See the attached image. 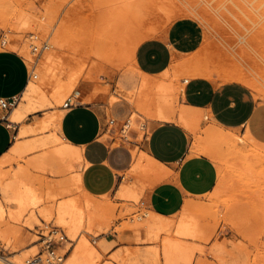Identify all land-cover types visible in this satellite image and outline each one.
Returning a JSON list of instances; mask_svg holds the SVG:
<instances>
[{
  "label": "rangeland",
  "instance_id": "obj_1",
  "mask_svg": "<svg viewBox=\"0 0 264 264\" xmlns=\"http://www.w3.org/2000/svg\"><path fill=\"white\" fill-rule=\"evenodd\" d=\"M134 1H136V5H139L140 8L144 9H141L142 11L140 10V14L142 15L141 22L143 18L147 17L144 19V22H142V24H144L142 25L143 30L145 28L146 31L147 27L149 29V27H151L150 25H154L152 27L155 30V35L164 31L171 22L169 14L167 15L170 11L169 5L172 4L174 5V9H178L180 6L181 8L182 6L185 8V6H188L189 4L191 6L194 5L193 7L196 11L199 10L198 12H188L181 15L197 19L202 25L204 35L202 43L198 49L192 54L186 55L180 59H187L194 56V54L198 58L195 56L193 57L195 63L192 67H190V69H179L177 66H173L174 68L171 67L172 69L170 68L168 75H165L167 78H164L165 81H168L169 83L171 82V84L175 86L177 85L176 88L178 89H176L173 95L175 96L173 100L176 98V102L175 100L173 101V105L176 106V108L181 106V103L178 101V92L182 85L181 80L194 77L190 73L192 70L195 71V75L197 76H204L217 81H225L226 79H229H225L228 71H232L234 74L237 71H242L248 78H250L249 80L254 82L256 85L257 92H259L257 93L256 91H253L255 95L264 99V86H262L264 85V0H259L260 2L258 0H164L163 2L162 0H158V2H156V0H154L155 2L152 0H140L141 2L139 0ZM134 1L7 0L5 2L4 0L3 3L0 1V48L17 50L26 58L30 69L29 81L31 79L35 81L36 86H38L37 89L39 90H37V93H45L44 95L51 100L52 92L57 87V83L61 85L63 84L67 91L69 84L67 82H70L71 80L69 77L72 78V75L74 73L76 74L78 71L74 80V89L69 88L68 92L64 91L67 94H63L64 96L62 95L59 101L55 102L52 98L54 104L52 102L51 105H45L43 108L27 115L21 123L12 126L13 134L15 136L16 133L25 125H28L29 127H36L41 121L46 120V125L44 127L40 129L36 128L34 131L26 133L21 137H13V142L21 143L26 151L23 150L24 152L21 151L23 153L20 154L15 153L11 157V162L9 161L2 164L0 167V173L5 175L7 181L12 179V175H14L18 169L25 167L26 164L30 163L29 161L40 158V156L46 155V153L47 155L51 153L54 146L50 144L39 145L34 148L31 147L32 149L29 147L32 143L34 144L36 140L38 141L39 139L47 138L52 135L54 131H56L57 123H54L52 119L57 115L64 113V101L68 97H75L76 91H80L82 98H92L87 103H103L107 105L117 99H128L129 101L132 97H135V95L137 96V94H140L136 88V82L138 78L141 77V74L134 67V61L126 59L122 63L123 65L119 64L118 61L116 64V60H110L106 57L107 54H109V49H107V46H104L110 41H113L109 39L111 33H117L119 24L122 25L121 22L123 23L122 17L120 18L118 17L119 15L116 14L117 21H114L116 20V18H113L115 16L114 12L116 13L117 10L122 9L124 6H127V4ZM159 1L162 2L163 6H166H164L165 8L162 10H166L168 8L169 11L166 10L167 13L162 11L160 8L158 9V7L161 6V2ZM144 2H147L150 6L148 7L147 3L145 4ZM149 3H154V6L152 5L153 7H151V4ZM176 5H179V7H176ZM163 6L161 8H163ZM126 8L127 7L124 9L126 10ZM149 8L154 10H150V13ZM18 9L30 11L31 13H35L38 17H42V21H44L45 26L47 25L48 27L46 26L42 28L37 25H32V27H30V25L29 29V27L21 25V23L19 24L18 21L15 22L12 16H14L13 12L16 13ZM145 10L147 11V14H145ZM204 13L206 14L204 15ZM151 14H153V17ZM162 14L163 16H166L162 17ZM9 15H11V18H9ZM202 15H204L207 19L205 20ZM51 16H53V18ZM50 17L51 19H49ZM102 18H105L106 20H103ZM164 19H166V23L162 21ZM49 20L50 22H48ZM113 26L115 28L114 31ZM57 31H59V35L54 33H57ZM262 31L263 33L260 35V32ZM105 32L106 34L104 35ZM30 33L36 41L38 50L33 51L30 47L31 45L27 43L31 37ZM62 38L63 42H60L62 41ZM3 39L8 40L6 46L2 42ZM55 40H58L60 47L58 44L55 48L48 46L42 47L45 43H52ZM259 43L260 45H258ZM11 44L24 45L28 55L30 54V57L27 56L25 52L13 48ZM104 47H106V49ZM28 51H30V53ZM100 51L102 54H100ZM48 53H50L51 59H53V56L56 54L54 58V69L59 67L58 69L60 70L58 71V69H55L57 73H54L57 75L52 74L49 76L51 78L44 77L42 75V72L44 71L43 69H45L44 60L48 56ZM103 56H105L104 58L106 60H103ZM60 65L65 67L61 68ZM41 67L43 69L40 72ZM58 72H60L59 75ZM228 73L231 75L230 72ZM257 73L259 74V77ZM33 74H36L37 76L34 77ZM240 74L242 75V73ZM54 75L60 78L57 82L55 81V78L57 77ZM52 76H54L53 80ZM76 77L78 79H76ZM93 89L94 92L98 89V92H95L96 95L94 93H90ZM39 94H37V96ZM92 95L95 96L93 97ZM37 96L35 95V97ZM23 99L22 94L18 95L10 108L3 109L4 115L9 114L15 107L20 105L24 101ZM74 102L77 103V101ZM149 119V115L141 112L139 115L135 116L131 122H128L126 119L119 122L117 126L118 133L115 137H113L115 142L112 143V145L124 143L126 150L129 153L130 163L126 169L119 172L118 184L112 192L101 195V197H93V200L96 202L98 201L101 206H106H102L100 209L101 218L98 219L99 222L97 221L89 232H85L86 238L88 239L89 244L91 243L90 246L95 252L93 264H163L161 257H155L156 249L160 248L159 241L151 240V238H149V236L145 233L144 228L142 227L143 225L136 224L140 223V221L142 223L145 222L153 212L147 208L145 201L147 193L149 189H151V187H148L153 185L154 178L145 175L143 172H140L141 170H136L132 166L135 164L137 157L143 152L138 143L141 142L144 135L148 131L147 120ZM106 123L109 127L111 126L109 118L106 120ZM210 126H214L213 122L204 118L197 127L196 137L199 138L202 135V130L204 131V129ZM224 130L229 131V129ZM229 132L232 131L230 130ZM233 133H236L239 141V147L244 151L242 152L245 153L247 151V157L245 156L246 160L244 159L246 162L243 163L245 165H242L243 167L239 166V168L236 166L232 167L227 163L214 161L218 169V179L214 189L206 195L196 197L194 199L190 198L191 200L189 198L185 199L186 202L188 201L187 199H189L191 203H188L191 205L193 204V207L196 208L195 210L191 208V212H194V214H198L199 212V214H201L199 217L200 220H202L201 223H207L206 227L204 224V228L206 229V233H209V237L206 241L196 242L206 254L202 253V256L201 253H197L191 264H264V156L262 155L264 154V148L257 147L259 149H255L256 144L253 141L250 142L247 135H244L239 131ZM133 134L134 136L136 135V138L132 137ZM104 136L107 139H110V135L108 133ZM194 136L191 134L192 143L196 138ZM57 145L59 146L61 144ZM250 156L252 157L250 158ZM52 160L49 163L51 166H48L49 168L45 170L35 169L33 166L28 169V172H30L34 182L36 181L33 185L37 186L36 190H38L42 197L39 205L34 208V210L27 209L22 211L18 219L9 218L8 215L6 217L4 212L0 215V231L1 233L6 231L5 234L0 233V257L9 258L17 264H25V260L29 256L36 253L38 249H40L41 245H43V235H47L50 229L57 228L61 230L64 235H66V239L59 245L60 248L58 249L59 253L64 255L61 264L69 263L77 241L73 240V238H70L68 235V227L58 221L57 207L61 202L66 200L74 201L75 199L74 202H76L78 201V198L84 197L82 191L78 189L79 187L76 188L77 186L72 182L71 178L75 172L81 170L82 163L78 159L77 161L74 160L73 169L68 170L64 169L65 165L62 166L63 164L61 165L60 163V161H62V163L66 164L68 159L59 160L58 158L54 161L55 158H53ZM254 160L255 162H253ZM56 162L60 163V167H62L61 169H64V171L60 170V172L57 170L59 167ZM257 166L258 168H261L260 171L262 172L259 170L257 171ZM26 167L28 168L31 166L27 165ZM134 170L136 172H133ZM120 184L123 186L127 185L130 188L132 187L131 189H135L137 198L127 200V198L123 199L118 196L117 190ZM101 201L105 203L102 204ZM0 208L5 209L8 212L17 210L15 204L10 199L6 198L1 191ZM180 214L181 211L177 213V215L175 214L169 217L175 221L178 219ZM209 215L211 217H209ZM135 226L137 227L135 228ZM140 226L142 229H140ZM173 228L174 224L168 234L169 237L176 239L177 236ZM141 233L143 234V237ZM137 235L138 238H136ZM144 236L146 237L144 238ZM159 236V238L162 239L161 237L164 235L161 234ZM216 245H220L221 247L225 246L226 250L224 249L225 251L223 252L224 254L222 253V257L221 253L216 250ZM213 246L216 247L214 251ZM203 260H205V262Z\"/></svg>",
  "mask_w": 264,
  "mask_h": 264
},
{
  "label": "bare ground",
  "instance_id": "obj_2",
  "mask_svg": "<svg viewBox=\"0 0 264 264\" xmlns=\"http://www.w3.org/2000/svg\"><path fill=\"white\" fill-rule=\"evenodd\" d=\"M2 1V3L4 2V0H0ZM7 0H5L6 2ZM99 1V0H98ZM112 1V0H111ZM118 1V0H117ZM134 1V0H133ZM140 1V0H139ZM143 1V0H142ZM151 1V0H150ZM154 1V0H152ZM164 0H162L163 2ZM170 1V0H168ZM259 1V0H258ZM257 1V2H258ZM103 2V1H102ZM107 2V1H105ZM125 2V1H124ZM127 2V0H126ZM131 2L129 4H127V6H124L122 9L117 10L116 13L114 12V15H119L118 17H122V21L121 22L122 25L119 24L118 32L117 33H111L110 36V40H113L112 42L110 41L109 43L105 44L104 46H107V49H109V54H107V58L114 59L116 60V64L117 61L119 64L123 65L122 63L128 59V60H133V54H134V50L136 48V46L145 38L148 37H152L153 35H155L154 33V28L152 26L154 25H150L151 27L145 28L143 30V26L144 24H142V22H144V19L147 18H143L142 22H141V18L142 15L140 14V10L143 8H140L139 5H136L137 3ZM141 2V1H140ZM149 2V1H147ZM146 2V3H147ZM155 2V1H154ZM156 2H158V0H156ZM161 2V1H159ZM161 2V6L159 4L160 7H158V9L160 8L161 10L164 9L165 7L162 5ZM191 2V1H190ZM198 2V1H197ZM260 2V1H259ZM104 3V2H103ZM145 3V2H144ZM145 3V4H146ZM189 3V2H187ZM1 4V3H0ZM123 4V3H122ZM139 4V2H138ZM142 4V3H141ZM151 4V7H153L154 3H149ZM167 4V2H166ZM170 4V2H169ZM191 4V3H190ZM50 5V4H49ZM111 5V4H110ZM153 5V6H152ZM197 5V4H196ZM48 6V5H47ZM46 6V7H47ZM100 6V5H99ZM106 6V5H104ZM144 6V5H143ZM147 6L149 7L150 5ZM145 6V7H147ZM163 6V8H161ZM174 5H169V9H166L167 11H169V13H167L166 10H162L165 11V13H167V15L169 14L171 21L174 20L175 18L179 17V15H184L188 12H198L199 10H195V8L191 5L188 4V6H185V8L182 6L179 7V5H176V7L178 6V9H174L173 7ZM20 7V6H19ZM45 7V6H44ZM53 7V6H51ZM115 7V6H114ZM113 7V8H114ZM125 7L126 10L124 9ZM150 7V8H151ZM168 7V6H167ZM173 7V8H170ZM106 8V7H105ZM108 8V7H107ZM149 8V11L151 10ZM27 9V8H26ZM51 9V8H50ZM112 9V8H111ZM110 9V10H111ZM115 9V8H114ZM157 9V8H156ZM29 10V9H27ZM107 10V9H106ZM144 10V9H143ZM154 9H152L151 11H153ZM202 10V9H201ZM200 10V11H201ZM142 11V10H141ZM148 11V9H147ZM147 11L145 10V14H147ZM148 11V13H149ZM150 11V13H151ZM204 11V10H203ZM207 11V10H206ZM101 12V11H100ZM56 13V12H55ZM143 13V12H142ZM155 13V12H154ZM158 13V11H157ZM162 13V12H161ZM202 13V12H201ZM109 14V13H108ZM164 14V13H163ZM162 17L166 16L164 15ZM200 14V13H199ZM206 13H204L205 15ZM6 15V14H5ZM4 15V16H5ZM12 15V14H11ZM11 15H9L11 18ZM12 16L15 22H19V24L21 23V25L32 27V25L34 26H39V27H46L44 24V21H42V17H38L35 13H31L30 11H26L23 9H18L16 13L13 12ZM51 15V14H50ZM113 15V16H114ZM115 15V16H116ZM141 15V16H139ZM153 17V14H151ZM203 18L206 20L207 18L204 16ZM8 16V15H7ZM103 16V15H102ZM101 16V17H102ZM113 18H116L117 21V16ZM6 17V16H5ZM53 18V16H51ZM51 17L49 19H51ZM100 18V17H99ZM108 18V17H107ZM112 18V17H111ZM109 18V19H111ZM119 18V19H120ZM103 19V18H102ZM105 19V18H104ZM103 19V20H104ZM149 19V18H148ZM159 19V18H158ZM157 19V20H158ZM106 20V19H105ZM166 19L162 20L165 22ZM110 21V20H109ZM113 21V19H112ZM119 21V20H118ZM155 21V20H154ZM214 21V20H213ZM9 22V21H8ZM47 22V21H46ZM50 22V20L48 21ZM100 22V21H99ZM147 22V21H146ZM158 22V21H156ZM161 22V19H160ZM167 22V21H166ZM165 22V23H166ZM49 24V23H48ZM104 24V23H103ZM113 24V23H112ZM157 24V23H156ZM209 24V23H206ZM212 24V23H211ZM218 24V23H217ZM105 25V24H104ZM107 25V24H106ZM148 25V24H147ZM121 26V27H120ZM149 26V25H148ZM210 26V25H209ZM212 26V25H211ZM29 27V29H30ZM48 27V26H47ZM98 27V26H97ZM114 28V26H113ZM160 28V27H159ZM215 28V27H214ZM17 29V28H16ZM53 29V28H52ZM104 29V28H103ZM262 29V28H260ZM19 30V29H18ZM21 30V29H20ZM107 30V29H106ZM115 30V28L113 29V31ZM263 30V29H262ZM43 31V30H42ZM96 31V30H95ZM264 31V30H263ZM260 32V35L261 33ZM44 32V31H43ZM59 31L54 32L56 35L58 34ZM97 32V31H96ZM100 32V30H99ZM102 32V31H101ZM111 32V29H110ZM133 32V33H132ZM103 33V32H102ZM99 34V33H97ZM106 34V32L104 33V35ZM132 34V35H130ZM160 34V33H159ZM59 35V34H58ZM95 35V34H93ZM92 35V36H93ZM110 35V33H109ZM257 35V34H256ZM30 38H29V42H27L29 45H31L30 47L32 48L33 46L35 47V50H38V46L36 45V41L35 39H33L31 33H30ZM103 36V35H102ZM206 36V35H205ZM263 36V35H262ZM51 37V36H50ZM60 37V36H59ZM96 37V36H95ZM106 37V36H105ZM253 37V36H252ZM251 37V38H252ZM259 37V36H258ZM35 38V37H34ZM97 38V37H96ZM255 38V37H254ZM262 38V37H261ZM57 39V38H56ZM61 39V37H60ZM95 39V38H93ZM263 39V38H262ZM59 40V39H58ZM58 40L55 42H48L45 43V47H52L55 48L58 44ZM254 40V39H253ZM10 41V40H9ZM94 41V40H93ZM5 46L8 43L7 39H3L2 41ZM47 42V41H46ZM63 42V38L62 41ZM95 42V41H94ZM104 42V41H103ZM2 43V44H3ZM10 43V42H9ZM12 43V42H11ZM116 43V44H115ZM249 43V42H248ZM63 44V43H62ZM255 44V43H254ZM264 44V43H263ZM60 47V44H58ZM257 45V44H256ZM260 45V43L258 44ZM11 46L13 48L19 49L22 52H25L27 54V56L30 57V54L28 55L27 51H26V47L24 45H18V44H11ZM253 46V44H252ZM94 47V45H93ZM255 47V46H254ZM29 48V47H28ZM99 48V47H98ZM106 49V47H104ZM263 49V48H262ZM33 50V49H32ZM96 50V49H95ZM103 50V49H102ZM255 50V49H254ZM261 50V49H260ZM34 51V50H33ZM104 51V50H103ZM30 53V51H28ZM101 52V51H100ZM195 52V51H194ZM98 53V51H97ZM106 53V52H105ZM248 53V52H247ZM264 53V52H263ZM102 54V52L100 53ZM104 54V53H103ZM47 56V55H46ZM56 56V54H55ZM55 56H53L55 58ZM102 56V55H101ZM103 56V60L105 59ZM194 56L196 58H198L195 54ZM194 56H191L187 59H176L174 57L173 62L170 65V68H174L173 66H177L180 68H185V69H190V67H192V65L195 63L194 62ZM227 56V55H225ZM229 56V55H228ZM244 56V55H243ZM52 57V58H53ZM100 57V56H99ZM263 57V55H262ZM45 58V57H44ZM54 58L51 59L50 57V53H48V56L45 58V69H43L41 67L40 72L42 71V69L44 70L42 72V75L44 77H49L52 74H56L57 73V68L54 69ZM230 58V57H229ZM58 59V58H57ZM100 59V58H99ZM102 59V58H101ZM263 59V58H262ZM56 60V59H55ZM106 60V59H105ZM229 60V59H228ZM60 61V59H59ZM102 61V60H101ZM196 61V60H195ZM63 62V61H62ZM113 62V61H112ZM128 62V61H127ZM230 62V61H229ZM60 63V62H58ZM108 63V62H107ZM248 63V62H247ZM258 63V62H257ZM69 64V63H68ZM75 64V63H74ZM91 64V63H90ZM97 64V63H96ZM63 65V63H62ZM62 65L61 68L63 67ZM109 65V64H108ZM134 65V64H133ZM179 65V66H178ZM236 65V64H235ZM255 65V64H254ZM262 65V64H261ZM58 66V65H57ZM73 66V65H72ZM92 66V65H91ZM181 66V67H180ZM185 66V67H183ZM227 66V65H226ZM56 67V66H55ZM65 67V66H64ZM63 67V68H64ZM67 67V66H66ZM99 67V66H98ZM188 67V68H186ZM231 67V66H230ZM237 67V66H236ZM244 67V66H243ZM259 67V66H258ZM76 68V67H75ZM73 68V69H75ZM79 68V67H78ZM96 68V67H95ZM171 68V69H172ZM233 68V66H232ZM238 68V67H237ZM256 68V67H255ZM71 69V68H70ZM90 69V68H89ZM116 69V68H115ZM177 69V68H176ZM243 69V68H242ZM66 70V68H65ZM77 70V68H76ZM235 70V69H234ZM240 70V69H239ZM249 70V69H248ZM256 70V69H255ZM263 70V69H262ZM58 71H60L58 69ZM64 71V70H61ZM67 71V70H66ZM69 71V69H68ZM80 71V70H79ZM93 71V70H91ZM96 71V69H95ZM94 71V73H95ZM98 71V70H97ZM102 71V70H101ZM190 71V70H189ZM56 72V73H54ZM72 72V71H71ZM74 72V71H73ZM76 72V71H75ZM78 72V71H77ZM76 72V74H78ZM81 72V71H80ZM169 72V68L168 70L162 72L161 76H150L148 74H145L143 72H141V83L140 86L137 88L138 92L140 94H137V96L135 95V97H132V99L129 100V102L133 105V112L131 114V116L127 119L128 122H131L133 120V118L137 115H139L141 112L149 115V117L151 119H155V120H162V121H176L181 123L182 126H184V128H186L188 131L191 132V134H193L194 137H196V132H197V127L199 125V123H201V121L204 119V114L203 115L196 109L191 108L189 106L183 105L181 104V106L179 108H176V106L173 105V98L175 96L174 93L176 91V86L171 84V82L169 83L168 81H165L164 78L166 77L165 75H168ZM224 72V71H223ZM230 72L231 75L228 73ZM226 74V79L227 80H236L239 82H242L243 84H246L252 91H256L257 92V88L256 85L254 84V82H252L251 80H249L250 78L247 77L246 74H244V72L242 71H234L236 72L235 74L232 71H228ZM263 72V71H262ZM69 73V72H67ZM93 73V74H94ZM99 73V72H98ZM188 73V72H187ZM191 75L193 76H197L195 75V71H191L190 72ZM188 73V74H190ZM242 73V75L240 74ZM60 74V72H58V75ZM70 74V73H69ZM76 74L74 73L71 77H69L71 80L68 84V89H74L75 87V76ZM89 74V73H88ZM171 74V73H170ZM169 74V76H170ZM229 74V75H228ZM258 74V73H257ZM262 74V73H261ZM57 75V74H56ZM56 75H54L55 77H57ZM67 75V74H66ZM225 75V74H224ZM244 75V76H243ZM246 75V76H245ZM37 75L35 74V77ZM52 76V80L54 79ZM70 76V75H69ZM96 76V75H95ZM78 77V76H77ZM76 77V79H78ZM224 77V76H223ZM248 79H247V78ZM259 77V74H258ZM51 78V77H49ZM89 78V77H88ZM167 78V77H166ZM56 82L58 79L60 78H55ZM66 79L68 80V78L66 77ZM263 79V78H262ZM49 80V79H48ZM51 80V79H50ZM167 80V79H166ZM259 80V79H258ZM44 81V80H43ZM61 81V80H60ZM76 82V81H75ZM260 82V81H259ZM263 82V80H262ZM261 83V82H260ZM262 84V83H261ZM264 86V85H262ZM67 87V85H66ZM38 86H36L35 81H33L32 79L27 83L26 88L24 89L22 96H23V102L18 105L17 107H15L11 113L7 116L8 121L10 122L11 125L18 123V122H22L25 117L29 114V113H33L41 108H43L45 105H51L53 100L52 98L56 101H59V99L61 98V96L64 94L66 95L68 92V89L66 91L65 87L63 86V84H59L57 83V87L55 88V90L52 92V98L51 100L48 99L44 94H39L37 93V89ZM103 88V87H102ZM70 89V90H71ZM69 90V91H70ZM105 90V89H104ZM103 90V91H104ZM263 90V89H262ZM39 91V90H38ZM65 91V92H64ZM98 92V89L96 90ZM95 91V92H96ZM94 92V89L92 92L90 93H94L96 95V93ZM106 92V91H105ZM104 92V93H105ZM121 92V91H120ZM259 92V91H258ZM257 92V93H258ZM263 92V91H262ZM39 94L37 96V94ZM42 93V92H41ZM122 93V92H121ZM120 93V94H121ZM35 95L37 97H35ZM63 95V96H64ZM95 95H92L93 97ZM74 96V95H73ZM91 96V95H90ZM126 96V95H125ZM134 96V95H133ZM50 97V96H49ZM85 98V99H84ZM82 98L80 95V91H76L75 94V101H77V103H87L90 99L92 98H88L86 99V97ZM114 99V98H112ZM128 100V99H127ZM97 101V100H96ZM176 102V100H175ZM90 103V102H89ZM54 104V102H53ZM176 105V104H175ZM179 105V104H178ZM178 107V106H177ZM62 114L57 115L55 118H53V122L54 123H59V120L61 118ZM206 118V117H205ZM214 123V122H213ZM46 125V120H43L40 122V124L36 127H29L28 125H25L22 129H20L18 131V133L16 134V137H21L23 135H25L26 133L32 132L34 131L36 128L40 129L42 127H44ZM212 125V124H211ZM209 126V125H208ZM230 131V130H229ZM227 130H224V128H222L221 126H217L214 124V126H210L207 127L206 129H204V131L202 130V135L199 138H195L193 145H192V149L194 151H196L197 153H204L207 156L211 157L212 159H214L213 161H218L219 163H227L230 166H242L245 165L243 164L244 162H246L245 158L246 156V152L243 153L244 151L242 149H240L239 147V141L238 138L236 136V133L229 132ZM247 138L251 141H253L254 145H255V149L257 147H261L264 148V144L258 143L255 140H253L250 136L247 135ZM241 140V139H240ZM33 141V140H32ZM243 141V140H242ZM53 145L54 148H52L51 153L47 155H43L40 156V158H36L34 160L29 161L30 163L26 164L30 165L31 167H22L20 169L17 170L16 173H14V175H12V179H8L9 181L6 180V177L4 174L0 173V191L1 193L8 199H10L14 204L15 207H17L16 211H6L5 209L0 208V215L3 214V212L9 216V218L12 219H18L21 212L27 209H31L34 210V208H36L39 203L41 202V195L39 194L38 190H36V185L34 186L33 183L34 179L32 178V176L30 175V172H28L29 168L35 167V169H47L51 166V164L49 165L50 161L55 158L54 161H56L58 158L59 160L61 159H68L65 163H62V161H60L62 166H68L65 167L64 169H68L71 170L74 167V160L77 161V159L79 161H81L82 158V154H81V150L80 147H76L74 145H72L71 143H69L68 141L64 140L57 131H54L52 133V135H50L47 138H42L39 139L38 141L36 140L34 142V144L32 143V145L29 147H36L39 145ZM57 144H61V145H57ZM245 144V143H244ZM247 144V143H246ZM27 148V149H29ZM251 148V147H250ZM32 149V148H31ZM253 149V150H255ZM259 149V148H257ZM25 150V148L23 147V145L21 143H17L14 142L12 147L10 148V150L4 154L2 157H0V167L2 166V164H5L7 162H9L11 159V157L16 153V154H20L23 153ZM252 150V149H251ZM23 151V152H21ZM26 151V150H25ZM243 151V152H242ZM256 151V150H255ZM18 152V153H17ZM264 152V151H263ZM140 153V152H139ZM135 154V153H134ZM139 155V154H137ZM264 156V154H262ZM246 156V157H245ZM249 156V155H248ZM137 157V156H136ZM252 156H250L251 158ZM259 157V156H258ZM261 157V156H260ZM247 158V159H250ZM136 159V158H135ZM245 159V160H244ZM253 159V158H252ZM264 159V158H263ZM53 161V160H52ZM263 161V160H262ZM11 162V161H10ZM255 162V160L253 161ZM252 162V163H253ZM57 163V162H56ZM60 163H57L56 165L59 167V169L57 168L58 171H64V169L62 170L60 167ZM258 163V162H257ZM256 163V164H257ZM250 164V163H249ZM255 164V165H256ZM259 164V163H258ZM222 165V164H221ZM252 165V164H251ZM260 165V164H259ZM49 166V167H48ZM134 169L136 170H141L140 172H143L145 175H148L150 177L154 178L153 181V185L149 186L148 188H152L156 183L158 184V182L163 181V179H165L168 174L169 171L167 169L164 168V165L158 163V161H155L151 156H149L146 152H142L136 159V162L134 165H132ZM227 166V165H226ZM253 166V165H252ZM261 166V165H260ZM38 167V168H37ZM243 167V166H242ZM240 168V167H239ZM252 168V167H251ZM258 168V166H257ZM53 169V168H52ZM247 169V168H246ZM250 169V168H249ZM261 168H258L257 171H260ZM60 171V172H61ZM131 172V171H130ZM133 172H136L135 170ZM262 172V171H260ZM259 172V173H260ZM142 173V174H143ZM256 173V172H255ZM264 173V171H263ZM32 174V173H31ZM62 174V173H60ZM73 174V173H72ZM134 174V173H132ZM262 175V174H261ZM264 175V174H263ZM80 172L77 171L73 174L72 178V182L77 186L76 188H78L80 191H82L83 194V198H78V201L74 202L72 200H66L64 202H61L58 207H57V215H58V221L60 223H62L63 225H66L68 227V235L70 236V238L72 237L73 240L77 241V244L73 250L72 253V257L69 261L68 264H93L94 263V249L90 246L88 239L86 238L85 232H89V230H91L92 226L98 221V219L101 218V211L100 209L102 208V206L104 205H100V203L95 200H93V197H96L92 194H89L88 192H86L83 188H82V184H81V178H80ZM131 176V174H130ZM134 176V175H133ZM259 177V176H258ZM263 177V176H262ZM152 178V179H153ZM137 179V178H136ZM70 183V182H69ZM123 184V183H122ZM120 184V185H122ZM150 184V183H149ZM117 190V194L118 196L122 197L123 199L127 198L128 199H136L137 198V194L135 189H131L130 187L126 186H120ZM151 185V184H150ZM65 187V186H64ZM147 187V186H146ZM69 188V186H68ZM38 189V188H37ZM143 191V190H142ZM150 191V189H149ZM67 192V191H66ZM54 195V194H53ZM80 195V194H79ZM116 195V194H115ZM101 197V196H100ZM190 199V198H189ZM189 199H187L188 201L183 204L182 210H181V214L179 215L178 219H176L175 221H173V219H171L169 216H164V215H160L158 213H155L154 211L152 212V215L145 221V222H141L140 223H136V224H140L143 225L142 227L144 228L145 233L149 236V238H151V240L154 241H159V247L158 249H156L155 251V257L159 256L161 257V259L163 260V264H191L194 260V257L196 256L197 253H204L206 254L202 248H200V246L198 245V243L196 242H201V241H206L208 239V234L206 233V229L204 228V224L205 223H201L202 220H200V216L201 214H194V212H191L190 210L192 209H196L193 207V204L191 205ZM77 200V199H76ZM191 200V199H190ZM102 202V201H101ZM190 202V203H188ZM193 202V201H192ZM196 202V201H195ZM105 203V202H104ZM102 202V204H104ZM197 203V202H196ZM190 204V205H189ZM200 204V203H199ZM106 207V206H104ZM190 207V208H189ZM192 208V209H191ZM105 211V210H104ZM109 211V210H108ZM152 211V210H151ZM43 212V210H42ZM107 212V210H106ZM202 212V211H201ZM104 213V212H103ZM209 214V213H208ZM177 215V214H176ZM199 215V216H198ZM108 216V215H107ZM140 216V215H138ZM137 216V217H138ZM204 216V215H203ZM202 216V217H203ZM209 217H211L209 215ZM204 218V217H203ZM3 219V218H2ZM107 219V218H106ZM139 219V218H138ZM204 220V219H203ZM206 220V219H205ZM102 221V220H101ZM99 222V221H98ZM208 222V221H206ZM1 223V222H0ZM142 223V224H141ZM135 224V225H136ZM174 224V230H175V234L177 236V238H173V237H169V231L171 229V227ZM207 224V223H206ZM205 224V227H206ZM134 226V225H133ZM131 227V226H130ZM137 226H135L136 228ZM141 227V226H140ZM142 227L140 229H142ZM210 227V226H209ZM134 229V228H133ZM208 229V228H207ZM3 231V230H2ZM135 231V230H134ZM137 231V229H136ZM208 231V230H207ZM6 232V231H5ZM5 232L0 233L1 234H5ZM174 232V231H173ZM137 234V233H136ZM144 234V235H146ZM164 235L162 236L160 239L159 235ZM142 237L143 234L141 233ZM171 235V234H170ZM147 236V237H148ZM136 237V236H135ZM134 237V238H135ZM141 237V238H142ZM146 236H144L145 238ZM138 238V235L137 237ZM135 238V239H136ZM147 239V238H146ZM160 239V240H159ZM139 241V240H138ZM201 245V244H200ZM217 246V245H216ZM222 246V244H221ZM220 245L217 246V248L215 246H213V251L218 250L219 253H221V257L224 254L223 252L226 250L225 246L221 247ZM225 249V250H224ZM212 250V249H211ZM154 252V250H153ZM152 252V253H153ZM145 253V252H144ZM151 253V252H150ZM223 253V254H222ZM146 254V253H145ZM200 254V255H201ZM150 255V254H148ZM154 255V253H153ZM199 255V254H198ZM219 255V254H217ZM141 256V255H139ZM203 256V254H202ZM201 256V257H202ZM216 256V255H215ZM145 257V256H144ZM150 257V256H149ZM154 258V257H153ZM142 259V258H141ZM197 259V258H196ZM204 259V258H203ZM143 260V259H142ZM145 260V259H144ZM157 260V259H156ZM199 261V260H197ZM205 262V260H203ZM201 262V261H200ZM208 262V261H207ZM196 263V262H195ZM199 263V262H198ZM0 264H17L16 262L10 260L9 258H2L0 257ZM197 264V263H196ZM200 264V263H199ZM207 264V263H206Z\"/></svg>",
  "mask_w": 264,
  "mask_h": 264
},
{
  "label": "crops",
  "instance_id": "obj_3",
  "mask_svg": "<svg viewBox=\"0 0 264 264\" xmlns=\"http://www.w3.org/2000/svg\"><path fill=\"white\" fill-rule=\"evenodd\" d=\"M203 35L202 25L197 19L177 17L160 34L145 38L136 46L134 67L140 74L161 76L162 72L170 70L174 57L180 59L196 51ZM29 79L26 58L17 50L0 48V98L13 99L21 95ZM140 83L141 77L136 88ZM181 83L179 103L206 114L204 118L219 127L239 131L264 144V99L257 97L246 84L204 76L189 77ZM133 108L125 99H117L109 105L76 103L65 108L56 131L64 140L80 147L83 158L79 170L81 184L89 194L101 196L112 192L118 184L119 172L128 167L130 157L125 144L112 143L115 142L113 137L118 133L119 122L128 119ZM9 114L4 115L3 108H0V157L14 143L16 135L12 126L21 123L11 125L7 119ZM108 118L112 119L110 127L106 123ZM147 128L138 145L164 165L169 174L148 191L145 202L149 210L172 216L182 210L186 198L194 199L214 189L218 169L209 156L192 149L191 132L181 123L150 118ZM106 133L110 139L104 136ZM132 137L136 138V135Z\"/></svg>",
  "mask_w": 264,
  "mask_h": 264
},
{
  "label": "built area",
  "instance_id": "obj_4",
  "mask_svg": "<svg viewBox=\"0 0 264 264\" xmlns=\"http://www.w3.org/2000/svg\"><path fill=\"white\" fill-rule=\"evenodd\" d=\"M36 46H33L32 49L35 50ZM45 47V44L42 46ZM35 77V74H33ZM74 97H68L64 103V108H70L76 102H74ZM15 102V98L13 99H2L0 98V108L8 109L13 105ZM112 119H109V122H111ZM57 238H56V237ZM66 239V235L62 233L61 230L57 228L50 229L49 233L47 235H43L42 242L43 245H41L40 249L33 255L29 256L25 260V264H61L64 255L60 254L58 249L60 248L59 245L63 243V241Z\"/></svg>",
  "mask_w": 264,
  "mask_h": 264
}]
</instances>
